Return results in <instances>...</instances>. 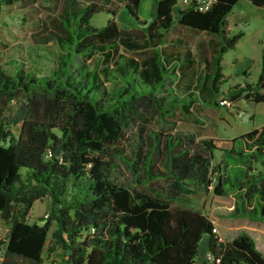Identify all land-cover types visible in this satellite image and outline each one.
<instances>
[{
  "label": "trees",
  "instance_id": "1",
  "mask_svg": "<svg viewBox=\"0 0 264 264\" xmlns=\"http://www.w3.org/2000/svg\"><path fill=\"white\" fill-rule=\"evenodd\" d=\"M15 1L0 0V7ZM140 2L125 0L139 24L134 30L119 25L115 9L108 8L107 23L96 26L90 18L105 8L96 2L71 5L62 16L83 9L79 40L70 43V49L65 47L72 32L65 24L69 17H62L67 34L58 36L60 64L48 74L26 70L17 60L11 62L12 70L0 64V219L10 222L7 238H0V249L6 244L1 264H43L53 219L54 240L64 252L61 262L51 264H195L206 234L214 264H264V253L251 233L243 230L221 240L208 214L173 206L169 198L176 189L157 183L191 180L208 189L217 179L214 191L221 195L236 184L240 201L230 214L264 221L263 189L257 188L260 195L255 193L249 207L243 201L256 183L264 181V125L234 136L237 146L224 148L221 162H214L218 146L209 138L197 144L194 134L146 128L156 116L167 120L178 107L192 114L196 100L207 106H218L222 97L264 101V40L256 81L237 82L226 90L223 54L244 34L228 28V16L238 0H215L206 10L192 0L178 9L176 17L178 0H158L150 20L140 18ZM175 21L220 38L214 56L204 54L197 88L188 93H180L176 85L166 87L170 78H179L180 65L193 62L192 54L171 57L160 47ZM146 46L154 53L142 58L119 51ZM98 53L103 55L93 67L77 59ZM105 79L116 80L117 85L109 87ZM14 100H20L19 133L12 129L17 119L7 113ZM134 126L137 139L133 153L126 156L132 183L126 184L113 176L117 166L113 151L124 156L116 144ZM229 171L232 180L224 174ZM45 196L52 202L49 218L44 223L30 221L34 202Z\"/></svg>",
  "mask_w": 264,
  "mask_h": 264
},
{
  "label": "rangeland",
  "instance_id": "2",
  "mask_svg": "<svg viewBox=\"0 0 264 264\" xmlns=\"http://www.w3.org/2000/svg\"><path fill=\"white\" fill-rule=\"evenodd\" d=\"M66 6L65 0H16L12 4L3 6L0 9V64L6 69L12 70L13 65H11V62L17 60V63L24 62L26 70L32 69L37 74H48L50 68L58 66L60 64V54L58 52H62L58 36L64 37L67 34L63 29L62 17L66 15L69 17V19L65 20V24L72 32V37L70 40H66L65 47L70 49V43L76 45L79 40L77 29L80 22L79 17L83 11L81 9L79 12H66L62 16L64 13L63 8ZM148 11L146 12L148 13ZM127 13L128 11L125 8L119 12V18L126 15V20L123 22L125 25L128 24L127 19L131 16ZM109 15L111 14L107 9L100 10L93 14L90 22L96 26H103L107 23ZM240 17H248L251 21H239ZM229 20L231 22V33H235L240 29H243L246 33L239 39L236 47L229 49L223 54V71L228 76V80L223 82V88L226 90L237 82H244L245 80L254 82L259 75L262 44L259 43L257 35L260 33L261 35L264 34V8L257 9L248 0H239L230 13ZM234 21L238 22L237 26H234ZM192 37H195V34L191 35ZM212 46L214 47V43H212ZM102 55L99 53L93 56L85 54L82 58L77 57V59L80 62L86 60V64L93 67ZM130 55L142 58L148 54ZM114 58L115 54L112 59ZM112 64L113 61L111 66ZM102 65L103 63H100V66ZM244 70L248 71L247 75ZM105 81L109 87L117 85L116 80L105 79ZM197 83L191 82L188 77L179 78L175 82L170 78L166 82V87L176 85L180 93H188L197 88ZM207 85L209 86L210 82ZM158 87H162L160 83ZM222 94L224 93H221L219 97ZM263 105L262 102H255L244 97L234 100L232 105L221 103L218 106L213 104L207 106L196 100L190 108L192 114H187L178 107L173 115L167 117V120L156 116L146 124V128L147 132L150 129H154L163 132L194 134L197 144L203 138H209L218 146L214 148L216 151L214 162H221L224 148H236L237 144L234 141V136L245 133L254 127L260 128L264 125ZM19 106L20 100H14L7 111L11 120L17 119L12 123V129L16 133H19L22 127L18 114ZM135 130H137L135 126L128 128L126 131L127 135L116 144L124 150V156L113 151V158L117 164L113 168V176L116 180L123 181L126 184L132 183V173L126 162V156L133 153V147L137 139L134 133ZM257 170L254 169L255 172ZM232 171L234 173L235 170L232 169ZM224 174H228V177L231 180L233 179L230 171ZM247 177L248 175L246 179ZM216 180L213 179L212 185L208 189L197 181L191 180L176 183L174 180L158 179L157 183L168 190L170 188L176 189L177 193L169 198L173 206H188L203 210L215 220L219 235L225 230L227 224H237L239 226L236 231L237 234L243 230L251 233L256 240L257 246L264 253V221L243 215L232 216L230 212L240 201L237 185H229L228 194L221 195L214 191ZM235 181V183L238 182L237 180ZM245 182L249 185L251 184V182ZM246 183H244L243 190L248 187ZM139 187L146 189L144 185H139ZM257 188L263 189L260 200L264 203V181H261L255 184L250 197L243 198L247 205L246 207H249V203L255 202V193L257 196L260 195ZM51 205L50 196L37 199L31 209L29 220L40 223L46 222L49 218ZM9 227L10 222L0 219V238L4 240L7 238ZM56 227V220L53 219L44 251L43 264L57 263V261L61 262L62 260L64 248L55 242L53 236V231ZM205 240L203 239L202 243ZM5 248L6 244L4 243L0 249V264Z\"/></svg>",
  "mask_w": 264,
  "mask_h": 264
},
{
  "label": "crops",
  "instance_id": "3",
  "mask_svg": "<svg viewBox=\"0 0 264 264\" xmlns=\"http://www.w3.org/2000/svg\"><path fill=\"white\" fill-rule=\"evenodd\" d=\"M248 1L253 6H256L257 9L264 8V4H257L255 2H253V0H248ZM90 2H96L97 4H99L100 6H102L103 8H105L107 10H108V8L115 9L116 10V15H115L116 19L122 28L127 29V30L137 29V27L139 25L137 22V18L129 12V10L127 9V7L125 5V0H65V4H67V6L63 8V11H67L71 5L77 4L78 6L79 5L83 6V5L90 3ZM157 2H158V0H141L140 6H139L140 18L150 20L156 12ZM3 6H5V5H2V7H0V9H2ZM184 6L185 5L182 4L181 0H178L177 4L174 6L175 17L178 16V9H180L181 7H184ZM123 8L127 9L128 15H131L130 17L127 16L128 17V19H127L128 24L127 25H125L123 23L126 20V15H125V17L123 16L122 18H119V12ZM147 10H149L148 13L146 12ZM110 16L111 15H109V17ZM240 20H249V22L251 21V19H249L248 17H240L239 21ZM236 21H238V20H236ZM236 21H234V23H233L234 26H237V24H238V22H236ZM230 23L231 22H230L229 16H228V28H229V30H231L230 29L231 28ZM241 30H243V29H241ZM245 33L246 32L244 31V34ZM193 34H195V37L191 38V35H193ZM257 36H258L259 43H261L263 45L264 34L261 35V33H260ZM219 42H220V38L215 33H208L206 31L197 30V29L191 28L189 26H186L184 24H181V23L175 21L172 28L170 29V31L167 34V39H165V38L163 39V42H162V44H160V47L162 48V50L164 51L165 54H169L171 57H174L176 55L177 56L181 55L184 57V56H186V54H192L193 62L191 61L189 63L180 65L179 78L184 79V78L188 77L191 79V82L197 83L198 78L202 74V69L206 64L204 61V56H205L204 54L205 53L209 54V58H212L215 54V51H216V48H217ZM212 43H214V47L212 46ZM151 47L152 46H146L144 48L136 49V50L128 49L126 47H121L119 51H120V53L129 54V55L130 54H152V53H154V48L152 49ZM130 56H134V55H130ZM136 58H138V57H136ZM182 74H184V75H182ZM179 78H177V79H179ZM261 102L264 104V101H261ZM263 111H264V105H263ZM209 217L215 223V220L211 216H209ZM219 223H221V222H219ZM238 227L239 226L237 224H233V223L227 224L225 230L223 232H221V234L219 235L220 239L221 240L231 239L235 234H237L236 231H237ZM230 235H232V237H230ZM203 239H206V240H205V242L202 243ZM208 243H209V235L206 234L200 240L199 253L196 257L195 264H214V262L212 260L207 259L208 258L207 253L209 252Z\"/></svg>",
  "mask_w": 264,
  "mask_h": 264
},
{
  "label": "built area",
  "instance_id": "4",
  "mask_svg": "<svg viewBox=\"0 0 264 264\" xmlns=\"http://www.w3.org/2000/svg\"><path fill=\"white\" fill-rule=\"evenodd\" d=\"M192 0H181L183 5H187L191 2ZM215 0H197V7L201 10H206L207 8H209L213 2ZM232 100L227 98V97H222L220 100V103L226 104V105H232ZM214 231H218V227L217 228H213ZM208 259L209 260H213L214 259V254L211 253L210 251L208 252ZM216 261H220V258L217 257ZM215 262V261H214Z\"/></svg>",
  "mask_w": 264,
  "mask_h": 264
}]
</instances>
